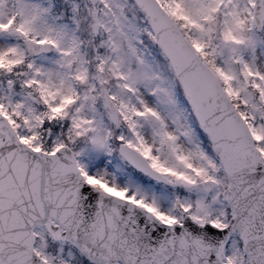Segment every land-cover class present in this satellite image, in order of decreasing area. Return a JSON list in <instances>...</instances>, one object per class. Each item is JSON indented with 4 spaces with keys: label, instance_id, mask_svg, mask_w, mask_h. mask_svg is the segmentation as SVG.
<instances>
[{
    "label": "snow or ice",
    "instance_id": "obj_1",
    "mask_svg": "<svg viewBox=\"0 0 264 264\" xmlns=\"http://www.w3.org/2000/svg\"><path fill=\"white\" fill-rule=\"evenodd\" d=\"M0 264H264V0H0Z\"/></svg>",
    "mask_w": 264,
    "mask_h": 264
}]
</instances>
